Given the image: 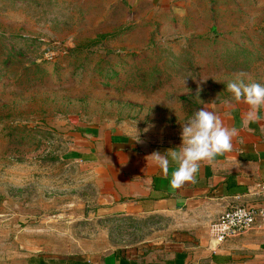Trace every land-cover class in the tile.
Wrapping results in <instances>:
<instances>
[{
  "label": "rangeland",
  "instance_id": "rangeland-1",
  "mask_svg": "<svg viewBox=\"0 0 264 264\" xmlns=\"http://www.w3.org/2000/svg\"><path fill=\"white\" fill-rule=\"evenodd\" d=\"M225 7L216 30L204 17L188 45H162L117 0H0V264L171 233L176 217L102 213L71 141L81 124L178 139L197 109L232 97L228 81L264 84V0Z\"/></svg>",
  "mask_w": 264,
  "mask_h": 264
},
{
  "label": "crops",
  "instance_id": "crops-1",
  "mask_svg": "<svg viewBox=\"0 0 264 264\" xmlns=\"http://www.w3.org/2000/svg\"><path fill=\"white\" fill-rule=\"evenodd\" d=\"M117 1L136 22H142L135 25L150 27L151 40L154 41V30L159 37L155 42L167 45L176 38H184L187 44V38L192 39L198 32V21L202 23L207 17L215 19L207 25V31L216 30V19L224 14L227 2L234 0ZM225 100L205 105L221 118L225 127L237 130L232 150L217 155L213 161H202L195 181L179 189L170 186L175 164H170L165 175L146 157L154 151L163 153L179 147L181 137L160 141L127 125H78L70 155L81 166L93 169L90 177L95 180L97 205L102 213L176 217V227L158 243L70 254L36 253L18 264L252 263L256 253H264L262 228L255 227L219 244L215 235L216 222L223 211L236 205L250 209L262 205L258 184L264 182V107L259 110V119L245 127L243 119L249 106L233 97Z\"/></svg>",
  "mask_w": 264,
  "mask_h": 264
},
{
  "label": "clouds",
  "instance_id": "clouds-1",
  "mask_svg": "<svg viewBox=\"0 0 264 264\" xmlns=\"http://www.w3.org/2000/svg\"><path fill=\"white\" fill-rule=\"evenodd\" d=\"M226 85L227 92L232 94L235 101H242L249 106L243 119L244 126L247 127L250 122L259 119V110L264 107V84L245 82L244 74L241 73ZM224 103L231 105L229 100ZM181 125L182 144L179 147L163 153L154 151L146 157L165 175L169 172L170 164L176 165L170 178V186L173 189H179L187 182H194L202 161H213L217 155L230 152L233 148L232 139L237 135V130L225 127L221 118L207 105L197 109Z\"/></svg>",
  "mask_w": 264,
  "mask_h": 264
},
{
  "label": "built area",
  "instance_id": "built-area-1",
  "mask_svg": "<svg viewBox=\"0 0 264 264\" xmlns=\"http://www.w3.org/2000/svg\"><path fill=\"white\" fill-rule=\"evenodd\" d=\"M258 186L262 196V205L258 209L236 205L219 215L215 235L218 244L240 237L255 227L264 230V182Z\"/></svg>",
  "mask_w": 264,
  "mask_h": 264
}]
</instances>
